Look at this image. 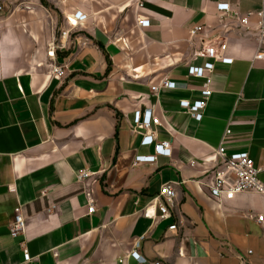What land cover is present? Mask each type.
Returning a JSON list of instances; mask_svg holds the SVG:
<instances>
[{
    "label": "crops",
    "instance_id": "1",
    "mask_svg": "<svg viewBox=\"0 0 264 264\" xmlns=\"http://www.w3.org/2000/svg\"><path fill=\"white\" fill-rule=\"evenodd\" d=\"M9 2L0 13V264H264V196L209 190L223 144L248 152L264 182V38L218 9L245 14L264 0ZM77 11L88 18L52 58L50 44ZM212 35L221 58L198 121L180 102L201 97L206 79L189 67L206 62L195 52ZM147 110L160 121L149 130L140 126ZM151 132L172 155L137 162L155 152L142 145ZM81 170L91 176L79 180ZM168 182L178 191L170 217H147V208L159 215L151 201ZM19 206L27 228L13 237Z\"/></svg>",
    "mask_w": 264,
    "mask_h": 264
},
{
    "label": "built area",
    "instance_id": "2",
    "mask_svg": "<svg viewBox=\"0 0 264 264\" xmlns=\"http://www.w3.org/2000/svg\"><path fill=\"white\" fill-rule=\"evenodd\" d=\"M9 0H0V13H7L10 10ZM218 9L222 12L229 13L232 18L240 22L242 28L247 32H252L253 29L257 30V37L259 39L264 38V4L262 8L256 11H249L242 14L239 10L233 9L229 3L218 4ZM256 17L255 28L252 24V18ZM88 15L82 11H77L71 17H68L69 28L62 30L59 38H56L50 44L49 54L52 58H55V51L57 48H63L66 46V42L63 39H68L70 37L71 31L74 27H77L81 22L85 21ZM150 20L145 19L140 21V25L147 27L150 25ZM202 26H196L191 30V35L194 37L202 32ZM222 39L220 35L207 36L204 41L203 47L195 52V56L206 58V62L201 65H193L189 67V73L198 78H205L206 83L204 88L201 90V97L193 102L190 100H182L180 102V107L185 110L194 119L201 121L204 118L205 109L208 106L209 99L212 95V90L210 88L212 83V78L209 73L215 70V62L221 58L220 46L222 44ZM256 59H264V49L260 50ZM54 76L60 78L64 75V66L55 65L53 67ZM162 87L168 89H174L177 87L176 82L170 80H164L162 82ZM159 88L156 87L155 90ZM140 124V123H139ZM160 121L154 115L152 110H147L142 112V122L140 126L145 129H151L154 125H159ZM227 134H231V129H228ZM142 145L154 146L155 152L150 155H140L137 157V162H151L154 163L159 156H171L172 147L170 141L156 142V136L151 132L142 140ZM218 154L220 156V162L216 169L214 170V181L209 185L210 193L213 197L217 199H233L238 194L243 192L253 191L264 196V182L261 180L259 174L261 169L256 166L255 161L250 156L248 152H234L228 153L225 144L221 145L218 149ZM194 166L195 163H192ZM91 176V172L88 170H81L78 174V179L83 181ZM91 195V194H89ZM178 197L177 187L174 183L168 182L161 186L159 193L153 197L151 205L156 207L159 211V215L156 213H151L150 209H146L145 215L149 218H159L166 219L171 215L172 209L176 206V199ZM90 212L95 210L93 205V200L90 202L89 206ZM259 221L264 220V215L258 217ZM27 228V223L25 217L22 214L21 206L15 209V217L10 224V233L13 237L25 233ZM170 229H177V225L170 226ZM250 252H252L250 250ZM131 256L143 260L144 258L137 251H133ZM31 259L28 250H25V260L29 261ZM153 264H161V262H155Z\"/></svg>",
    "mask_w": 264,
    "mask_h": 264
}]
</instances>
